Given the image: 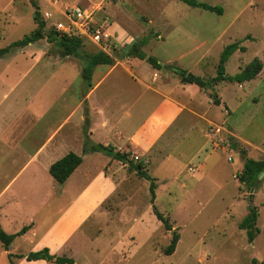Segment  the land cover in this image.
<instances>
[{"label": "rangeland", "instance_id": "rangeland-1", "mask_svg": "<svg viewBox=\"0 0 264 264\" xmlns=\"http://www.w3.org/2000/svg\"><path fill=\"white\" fill-rule=\"evenodd\" d=\"M33 1L46 20L45 38L0 58V127L11 137L39 126L40 138H47L65 121L68 111L75 109L70 96L75 98L79 90L86 97L91 89L92 80L89 85L82 77L85 61L63 57L50 37L57 22L69 23L63 13L74 6L81 7L85 15L76 31L82 40V53L104 52L114 57L113 66L122 72L117 79L125 104L139 91L131 75L136 83H145L142 94L151 110L172 100L184 112L190 111L189 118L185 114L180 120L184 136L178 145L172 144L171 151L162 147L166 141L163 133L144 136L146 125L121 140L107 129L94 132L93 143L112 144L128 153L134 163L147 166L156 179V200L153 205L150 182L128 165L106 167L108 175L120 181L118 191L94 214L88 211L85 221L67 236L64 250L54 255L73 258L75 264H264V175L253 188L238 178L247 159L264 161V0H198L222 7V15L189 7L179 0H0V49L39 28ZM143 38H148L142 46L148 56L206 79L217 76L223 50L236 42L246 51L231 56L226 74L236 75L255 58L262 61L263 70L255 80L243 84L220 82L214 90L190 87L182 84L172 70H156L145 61L124 56L133 42ZM100 67L97 75L105 72L106 66ZM69 84L70 91L66 92ZM116 89L115 79L109 85L107 82L93 96V104L105 105L109 97L117 96ZM215 96L221 99L218 106ZM46 111L50 112L44 114ZM80 111L60 136L69 152L78 155L86 144L85 137L80 141L78 136L82 130L77 122ZM38 115L42 119L36 124ZM203 130L211 142L206 146ZM94 153L87 154L86 169L101 167L103 161L93 157ZM168 155L172 159L160 160ZM181 164L187 165L179 171ZM45 177L42 186L58 194L62 184L53 178L50 182L48 174ZM74 182L77 188L82 187L83 173H78ZM153 206L168 219L172 230L157 218ZM251 207L259 212L256 227L260 229L253 242L240 227ZM54 212H45L53 222ZM44 224L45 219L35 236L25 240L18 237L13 253L33 252L37 239L47 231ZM16 227L3 229L7 232ZM175 230L180 239L175 252L167 255ZM21 261L26 263L23 259L14 263ZM0 264H9L2 245Z\"/></svg>", "mask_w": 264, "mask_h": 264}, {"label": "crops", "instance_id": "crops-1", "mask_svg": "<svg viewBox=\"0 0 264 264\" xmlns=\"http://www.w3.org/2000/svg\"><path fill=\"white\" fill-rule=\"evenodd\" d=\"M100 66L94 69L92 86L87 96L83 97L79 90L75 98L70 96L73 98L72 102L75 103V109L68 111L64 119L65 121L52 131L47 138H40L41 128L39 126L24 129L22 135L18 137H11L0 127V141L2 142L0 144V225L2 229L3 227H12L15 224L18 226L15 229L20 228L22 225L23 228L30 226L29 231L21 236L25 240L31 236H35L39 227L43 228L41 220L45 219L44 227L46 226L47 231L37 239L36 244L38 246L33 249V252L48 248L50 253L54 255L55 251L64 250L67 236L73 230L79 228L80 224L85 221L87 212L89 211L94 214L107 197H111L118 191L120 181L118 182L117 179V181H114L107 171H105V168L111 169L112 166L119 167V165L124 164L103 153L91 152L94 153L93 157L102 159L103 163L98 169H86L85 163L89 152L84 151L86 146L83 144V152L79 154L83 162L71 177L62 184V188H60L58 194L54 195L51 191L45 189L44 185L42 186V183L46 182L45 175L47 174L48 180L52 182L51 178L53 177L49 174L51 165L70 153V149L67 148L65 141L60 136L69 129L68 122L70 119L72 120L74 117L76 120V115L79 114L78 111L80 109H82L80 111L82 115L77 121L79 122L80 130L82 128L81 132L78 133L80 141H82L83 136L86 141V123H88L87 136L91 142V137L94 135V132L98 131V128L116 133L121 140L122 138H130L141 126L146 125L144 127V136L150 137L163 133L162 137L166 141L162 142V147L165 150L169 149L168 151H171L173 150L171 148L172 144L178 145L184 136L185 127L180 125V120L185 114L186 117L190 115L187 112L189 111L188 109L184 112V108H181L180 104L167 100L166 103H159L151 110L146 95L142 94L145 83H136L131 75L130 79L139 87V91L130 99V103L125 104L121 98L122 95H120L117 79L122 72H118L119 69L115 66L105 65V72L103 74L98 73L97 75L95 71L96 69H100ZM123 73L127 76L124 71ZM128 73L130 74L129 71ZM141 75L143 76V74ZM114 79L117 83V96L109 97L105 105L93 104L92 98L97 94L98 90L104 87L107 82L109 85V82H113ZM187 86L198 88L196 85L191 84ZM68 91H70V84L69 88L67 87L66 89V92ZM140 96V101L133 106L134 100ZM49 112L46 111L44 114H48ZM92 112L96 116V120ZM35 119L37 124L42 118L38 115ZM203 134L205 139L203 146H206L207 142H210V139L204 130ZM102 145L108 146L106 144ZM114 147L117 150V147ZM163 148L161 149L162 151H164ZM168 156H165L164 159L161 157L160 160L166 162L172 159V155ZM187 164H181V167L178 168L179 171ZM197 166L203 168V164H198ZM78 173H83L85 181L80 188H77L74 182ZM65 199H67V202L65 201L63 204H60ZM46 209L49 214L55 211L54 215L56 217L54 216V222L45 213ZM42 213H45V215H42L38 219V215ZM15 229H7V232H5L7 234H16L19 231L16 232ZM15 240L9 250H6L0 242V245H2L7 254V259L9 254L24 255L21 253L16 254L17 252L13 253ZM23 261L26 263H22L21 261V264L30 263L25 259ZM32 264H48V262L39 260L33 261Z\"/></svg>", "mask_w": 264, "mask_h": 264}, {"label": "trees", "instance_id": "trees-1", "mask_svg": "<svg viewBox=\"0 0 264 264\" xmlns=\"http://www.w3.org/2000/svg\"><path fill=\"white\" fill-rule=\"evenodd\" d=\"M187 4L192 8H200L205 11L214 12L219 15H222L224 10L222 7L212 6L198 0H179ZM33 5L37 9L36 19L39 24V28L29 36L24 37L19 41H15L9 46L0 49V58L9 54L15 49H23L32 45L45 38L44 28L46 27V20L42 19L41 14L39 13V7L33 1ZM50 37L53 40L55 46L59 49L63 57L74 56L81 58L85 61V65L82 69V77L86 83L90 85L94 69L99 65L113 66L115 59L113 56L106 54L104 52H99L96 54H83L82 53V40L77 36H68L66 34H59L56 31L50 33ZM148 43V38H143L142 40L131 45L128 52L124 55L125 57H131L146 61L152 68L156 70H163V65L159 62V59L154 56H148L143 50L142 46ZM245 52L246 48L241 46L239 42L232 43L223 50L217 70V76L213 79H206L200 76H197L188 70L174 66L172 70L181 80L182 84H191L196 85L201 89H211L214 90L216 84L220 82H230L243 84L244 82H250L257 78V76L263 70V63L259 58H255L250 64H248L243 70H241L236 75H227L226 74V64L228 63L231 56L237 52ZM215 104L218 106L221 103V99L217 96L214 98ZM88 123H86V144L85 151L87 152H99L103 153L109 157H112L114 160L122 162L124 165H128L129 168L137 173V175L146 179L150 182V193H151V202L154 205L156 200V183L155 178H153L147 171V166L144 163H134L130 159L128 153H123L116 150L112 145H102L94 144L90 141L87 136ZM244 153V152H243ZM245 154V153H244ZM83 159L81 156L77 155L74 152H70L62 159L53 163L49 169L51 176L60 184H64L71 175L77 170V168L82 164ZM264 173V161H255L252 159H247L244 164V170L241 174H238V178L241 183H247L250 188L255 187L256 181L259 176ZM154 212L157 218L162 221L167 230H172L171 225L167 218L160 213L155 206H153ZM259 219V212L256 207H251L250 213L240 224L241 229L247 231V237L249 242H253L256 238V235L260 232V229L256 227V223ZM30 229V226L24 227L21 231L16 234H7L0 225V242L6 250H9L10 246L14 240L18 237L25 235ZM179 233L175 230L172 234V241L165 253L171 255L175 252L177 244L179 242ZM15 259H25L27 262L45 260L47 262H54L55 264H74L75 261L73 258L69 257H57L50 253L48 248L41 249L39 251L31 252L28 255H15L9 254L8 260L9 264H15Z\"/></svg>", "mask_w": 264, "mask_h": 264}, {"label": "built area", "instance_id": "built-area-1", "mask_svg": "<svg viewBox=\"0 0 264 264\" xmlns=\"http://www.w3.org/2000/svg\"><path fill=\"white\" fill-rule=\"evenodd\" d=\"M63 15L67 17L69 23L57 22L55 24L56 32L59 34H66L68 36H77L80 37L76 31L79 30V23H82L85 19L84 10L79 6H74L71 8H66ZM99 40L100 37L98 36Z\"/></svg>", "mask_w": 264, "mask_h": 264}, {"label": "water", "instance_id": "water-1", "mask_svg": "<svg viewBox=\"0 0 264 264\" xmlns=\"http://www.w3.org/2000/svg\"><path fill=\"white\" fill-rule=\"evenodd\" d=\"M42 19H44V18H42ZM134 44V42L132 43V45ZM129 48H127V50H128ZM163 69H165V70H173L174 69V67H172V66H170V65H163ZM263 175V173L260 175V176H262Z\"/></svg>", "mask_w": 264, "mask_h": 264}]
</instances>
